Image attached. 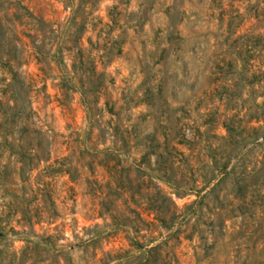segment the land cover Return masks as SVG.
<instances>
[{
    "label": "rangeland",
    "instance_id": "374dc122",
    "mask_svg": "<svg viewBox=\"0 0 264 264\" xmlns=\"http://www.w3.org/2000/svg\"><path fill=\"white\" fill-rule=\"evenodd\" d=\"M106 12L115 19L111 30L103 24ZM78 24L81 60L68 40ZM257 34L264 36V0H0V264H136L163 229L134 230L87 215L81 177L87 172L80 166L86 149L93 142L96 148L110 146L112 126L121 130L132 124L137 134L128 136L130 144L151 131L159 141L163 133L170 138L178 127L194 139L208 112L212 126L195 146L214 142L224 133L219 120L227 114L216 98L225 94L227 78L235 73L222 57L240 42L247 57L239 87L243 104H251L250 111L264 105V87L249 82L264 62L254 43ZM111 37L120 41L117 53L106 52ZM91 61L103 73L98 92L82 93L72 78L71 89L56 88L57 82H69L72 62L80 72ZM258 77L255 73L254 80ZM144 92L151 103L141 101ZM90 123L97 129L86 135ZM21 125L44 132L50 160L67 154L76 166L73 200L59 201L64 176L47 186L58 196L57 214L49 221L32 216L38 190L19 179L17 163L2 145L17 142ZM4 126L11 131L6 136ZM173 144L170 158L179 159L185 180L189 170L182 152L187 164H198L202 151L188 153L185 145ZM136 145L120 153L124 162L137 161ZM244 151L245 168L259 166L255 160L264 155V139L246 142ZM94 170L104 190L102 171ZM156 181L178 208L176 234L158 250V264H264V175L252 204L246 192L244 205L250 209L240 214L230 201V175L219 183L216 197L198 181L177 187ZM194 199L198 202L191 203ZM116 248L126 251L121 259H113ZM123 254L130 256L127 261Z\"/></svg>",
    "mask_w": 264,
    "mask_h": 264
},
{
    "label": "trees",
    "instance_id": "16d2710c",
    "mask_svg": "<svg viewBox=\"0 0 264 264\" xmlns=\"http://www.w3.org/2000/svg\"><path fill=\"white\" fill-rule=\"evenodd\" d=\"M74 14L71 11L70 18H73ZM106 16L107 20L103 24L107 25L108 30H111L115 19L109 12L108 14L106 12ZM242 35L241 33L235 35L233 40L241 38ZM81 36L80 24H78L75 26L71 38H68L75 50L76 55L74 56L79 57L78 60H81L82 56ZM86 39L89 41L88 36ZM109 40L110 43L106 52H119L118 42L120 41L115 39V37H111ZM254 43L258 45L261 53L264 54V36L257 34ZM245 53L243 44L240 42L229 51L226 58L222 57L228 69H232L235 73L234 76L227 78L229 82L225 84V94L216 98L223 106V109L227 111V114L222 115V118L219 120L224 133L218 135L214 142L206 140L201 146L199 144L195 146L199 141L198 137H206L207 131L212 126L213 118L212 116L210 117L211 113L208 112L209 117L203 122L204 128L202 130H199L198 127L195 128L194 139L191 136L185 137L184 129L178 127L177 131L170 138H167L165 133H163L161 141H159L157 133L151 131L143 133L141 136L143 140L140 139L141 142L137 145L136 143L130 144L128 136L131 133L137 134L132 124L129 129L124 128L121 130L116 126H112V129L108 133L110 136V146L96 148L93 142L92 146L86 149V158L80 163V166L84 167L87 172V175L81 176L85 187L84 193L88 194L89 205L86 207L87 215L106 217L110 221V224H123L134 230L147 226L163 229L159 233V238H154V240H157L147 247L145 253L141 254L140 258L136 261V264H158V250L171 240L177 231V227L174 228V225L175 219L178 216V208L171 197L157 183V179H161L173 187H177L181 181H184V185L188 183L187 185L190 186L195 185V182L198 181L203 188L207 187L205 193L210 194L214 193L219 183L226 176L230 175L232 181L228 193L231 196L230 201H234L235 203L234 208H236L239 214L250 209V206L244 205L245 202L249 201H247L246 195L248 193L251 201L250 204H252V198L257 194L259 189L258 178L264 175V155L261 154V157L255 160L259 163V166L255 167L254 162L250 168H245V164L242 163L245 153L244 144L248 141H255L258 138L264 139V105L255 104V110L250 111L251 104H243L245 98L241 97L239 87L240 80L242 81L243 79L245 62L247 60ZM55 60L57 63V59ZM67 73H69L66 78V80H69L67 84L64 81L56 83V88L60 91H66V89L73 87L70 78L74 79V83H77L82 93L86 91L98 92L102 86L103 73L96 69L92 61L84 69H81L80 72H78V69L72 62L70 64V72L67 71ZM251 73L253 79L251 78L249 82H253L258 87L263 88L264 62ZM255 73L259 77L254 80ZM141 101L151 103L145 92L144 98ZM94 128L97 129V127ZM94 128L91 123L88 124L86 135ZM98 129L97 135L100 137L103 133L101 128ZM17 130L19 131L17 142L12 144L6 141L2 145H7L6 155L14 157L17 163L16 170L19 179L22 182L26 181L30 185H35L36 187L33 192L38 190L39 196H37L36 206L34 207L35 212L32 216L36 217L37 213L38 218H44L48 221L52 220L57 214L55 201L58 196H54L53 192L50 193L47 190V186L52 183L54 178L64 176L62 180L64 185L62 191L64 194L60 197L59 201H63L64 199L73 200L75 195L73 184L78 176L76 166L70 164L68 161L69 155L67 154L58 159L54 158L50 160L48 140L44 139V132L40 129L29 130L26 126L21 125ZM1 133L2 136H6L11 133L10 128L4 126ZM167 139L171 142L168 143ZM173 143L185 145L188 153H191L193 148L197 152L202 151L203 158L198 161V164H187L188 158L182 152L183 163H186L185 165L189 170V176L185 180H182V173L178 170L179 159L174 160L170 158L171 149H176ZM135 145L139 147V155L137 161L131 165L124 162L126 160L120 158L119 155ZM95 168L102 171L101 179H104V190L100 188ZM34 171L35 173H32ZM143 174H145V179H142ZM196 194L198 197L203 196L202 194L198 195V192ZM214 195L216 197L217 194L214 193ZM197 202L198 200L195 199L191 201V203ZM218 203L221 202L218 201ZM22 215H26L24 208L22 209ZM47 236L49 237L50 235ZM113 251L117 255L113 259H121L120 253L126 252L124 250L120 252V248H116ZM108 253L110 252H106V254ZM123 255L125 256V261L130 257L126 254Z\"/></svg>",
    "mask_w": 264,
    "mask_h": 264
}]
</instances>
